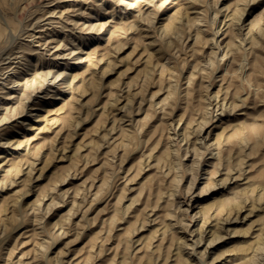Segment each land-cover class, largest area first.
Here are the masks:
<instances>
[{
  "label": "rangeland",
  "instance_id": "1",
  "mask_svg": "<svg viewBox=\"0 0 264 264\" xmlns=\"http://www.w3.org/2000/svg\"><path fill=\"white\" fill-rule=\"evenodd\" d=\"M0 264H264V0H0Z\"/></svg>",
  "mask_w": 264,
  "mask_h": 264
},
{
  "label": "bare ground",
  "instance_id": "2",
  "mask_svg": "<svg viewBox=\"0 0 264 264\" xmlns=\"http://www.w3.org/2000/svg\"><path fill=\"white\" fill-rule=\"evenodd\" d=\"M241 19V18H240ZM239 19V20H240ZM216 20V19H215ZM218 32V31H217ZM221 33V32H220ZM214 39V38H213ZM218 41V40H217ZM218 44H219V42H217ZM219 49V48H218ZM199 133V132H198ZM202 138V137H201ZM231 174V173H230ZM235 177V176H234ZM227 180V179H226ZM225 183H226V181H225ZM225 183H223V184H225ZM188 208V207H187ZM227 222L228 221H230V220H226ZM224 222V221H223ZM225 223V222H224ZM223 224V223H222ZM205 230H207V229H205ZM206 232V231H205ZM204 233V232H203ZM207 233H208V231H207ZM201 234V233H200ZM206 234V233H205ZM189 235H191V233H189ZM192 236V235H191ZM201 236V235H200ZM190 238V237H189ZM194 239V238H193ZM192 240V239H191ZM200 240V239H199ZM200 242V241H199Z\"/></svg>",
  "mask_w": 264,
  "mask_h": 264
}]
</instances>
